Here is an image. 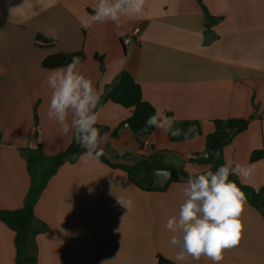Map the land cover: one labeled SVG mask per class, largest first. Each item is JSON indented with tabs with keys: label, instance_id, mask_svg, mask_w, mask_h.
I'll use <instances>...</instances> for the list:
<instances>
[{
	"label": "crops",
	"instance_id": "1",
	"mask_svg": "<svg viewBox=\"0 0 264 264\" xmlns=\"http://www.w3.org/2000/svg\"><path fill=\"white\" fill-rule=\"evenodd\" d=\"M97 0H0V210H19L31 179L21 154L40 145L52 157L65 151L73 134H64L48 116L52 55L82 52L80 71L93 81L100 98L121 72L139 84L143 99L175 120L198 121L202 133L171 142L160 129L134 134L130 110L110 101L97 110V126L118 128L101 136L100 158L80 154L48 180L33 205L45 231L35 237L36 264H213L206 257L176 260L180 250L167 220L178 216L187 180L163 191L143 190L124 167L160 157L169 169L201 173L209 166L205 137L215 120H250L222 151L224 164L252 169L238 181L264 190V0H202L219 22L205 27L196 0H146L137 16L83 25ZM56 34L54 38L52 33ZM38 35L54 40L39 46ZM130 37L132 43L123 45ZM102 61V65L99 62ZM120 127V128H119ZM262 158L251 162L254 153ZM118 200L132 201L128 210ZM239 245L226 250L221 264H264V218L245 204ZM14 233L0 221V264H16Z\"/></svg>",
	"mask_w": 264,
	"mask_h": 264
},
{
	"label": "clouds",
	"instance_id": "2",
	"mask_svg": "<svg viewBox=\"0 0 264 264\" xmlns=\"http://www.w3.org/2000/svg\"><path fill=\"white\" fill-rule=\"evenodd\" d=\"M145 3L146 0H97L94 15L83 26L112 22L119 28L122 17L140 15ZM52 35L57 38L54 32ZM80 64V58L74 57L67 66L50 70L46 79L51 89L48 116L60 125L64 134L72 132L76 142L86 148V156L98 159L104 154L100 147L103 138L95 127L100 94L93 81L80 71ZM174 120L157 110L148 118L143 131L155 127L166 134L179 136L182 130L173 128ZM192 132H195L194 126H190L184 135ZM251 173L252 169L247 165L236 163L233 167L226 163L216 171L209 168L203 173L189 174L178 216L169 218L166 223L170 232L178 233L170 240L180 249L177 261L183 262L187 257L198 261L206 257L213 264H221L225 251L239 245L244 230L242 215L246 196L229 176L235 174L246 178ZM118 201L131 209V200Z\"/></svg>",
	"mask_w": 264,
	"mask_h": 264
},
{
	"label": "trees",
	"instance_id": "3",
	"mask_svg": "<svg viewBox=\"0 0 264 264\" xmlns=\"http://www.w3.org/2000/svg\"><path fill=\"white\" fill-rule=\"evenodd\" d=\"M196 2L202 9L205 18V27L209 30L211 26L219 22L220 19L208 13L202 0H196ZM36 43L39 46L46 47L52 46L54 40L38 35L36 37ZM74 57H79L81 62L85 59V55L82 52L61 53L45 58L41 66L45 70L62 68L67 66ZM99 62L102 65L101 59H99ZM107 101L130 110V117L127 120V124L132 133L151 134L157 129L155 127H148L146 132L143 131L146 127L148 118L157 111L143 99L139 84L134 81L128 72H121L116 77L105 96L100 98L96 111ZM165 116L172 118L169 113H165ZM249 123L250 120L242 119L215 120L213 122L214 131L205 137L206 151L212 149L210 156L199 158V155L196 154L192 161L208 165L212 171H216L220 166L224 165L222 158L223 149L229 145L234 136L247 130ZM190 126L195 127V132L185 136L184 132H186ZM95 127L99 129L101 136L110 134L113 138L117 137L118 128L111 130L104 126L95 125ZM173 128H179L182 131L179 136L168 134L171 142L184 141L202 133L201 125L198 121L174 120ZM20 151L26 162L27 171L31 179V186L23 208L12 211L0 210V221L14 233L16 264H36L37 250L35 237L46 229L44 225L35 218L33 214V205L40 195V192L45 188L48 180L57 172L59 167L66 162L74 161L77 156L86 153L87 150L78 144L73 137L72 143L65 151L52 157L46 156L40 145H37L35 148L25 147ZM99 158L103 160L101 156ZM261 158L262 153L257 152L252 154L250 160L251 162H255ZM159 159L160 157L156 156L148 161L142 160L137 162L133 167H124L123 170L127 172L131 179L138 180L136 183L143 190L163 191L167 186L162 189H152L149 186V173L152 170H156L154 165ZM171 171L178 173L182 180H188L189 178V174L183 171ZM178 180L179 179L170 180L168 184L177 182ZM229 180L235 182L240 187L246 196V202L258 210L264 218V190L260 189L255 191L251 187L241 184L235 174H230ZM157 260L158 264H173L160 256Z\"/></svg>",
	"mask_w": 264,
	"mask_h": 264
},
{
	"label": "water",
	"instance_id": "4",
	"mask_svg": "<svg viewBox=\"0 0 264 264\" xmlns=\"http://www.w3.org/2000/svg\"><path fill=\"white\" fill-rule=\"evenodd\" d=\"M211 152L212 149L207 150L205 157H209ZM179 178V174L173 171L152 170L149 173V186L152 189H162L168 185L170 180H177Z\"/></svg>",
	"mask_w": 264,
	"mask_h": 264
},
{
	"label": "rangeland",
	"instance_id": "5",
	"mask_svg": "<svg viewBox=\"0 0 264 264\" xmlns=\"http://www.w3.org/2000/svg\"><path fill=\"white\" fill-rule=\"evenodd\" d=\"M154 168L156 170H161V171H171V169H169V167L162 161H158L155 165Z\"/></svg>",
	"mask_w": 264,
	"mask_h": 264
},
{
	"label": "built area",
	"instance_id": "6",
	"mask_svg": "<svg viewBox=\"0 0 264 264\" xmlns=\"http://www.w3.org/2000/svg\"><path fill=\"white\" fill-rule=\"evenodd\" d=\"M131 43H132V41H131L130 37H125V38L122 40V44H123V45H129V44H131Z\"/></svg>",
	"mask_w": 264,
	"mask_h": 264
}]
</instances>
